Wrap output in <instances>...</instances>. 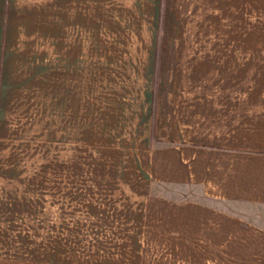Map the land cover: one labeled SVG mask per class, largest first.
<instances>
[{"label":"rangeland","instance_id":"obj_1","mask_svg":"<svg viewBox=\"0 0 264 264\" xmlns=\"http://www.w3.org/2000/svg\"><path fill=\"white\" fill-rule=\"evenodd\" d=\"M5 1L4 19L13 1L26 9L21 22L27 25L11 49L25 71L5 72L19 84L23 99L18 95L12 101H20L0 111V264H264V247L253 246L250 232L230 233L223 247L220 241L206 245L204 233L194 232L197 241L186 243L195 247L153 240L120 256L124 233L88 226L94 217L81 209L93 201L61 199L65 194L56 189L48 196L44 178L49 161L60 171L80 159L77 152L86 177L114 172L115 147L136 122L129 104L140 109L147 83L153 98L157 83H224L226 95L242 86L252 95L253 83H264V0ZM44 10H53V22L47 23ZM19 19L16 13L15 22ZM26 54L43 67L30 82L35 63L22 67ZM51 63L52 107L25 85L48 83ZM3 75L0 67V80ZM56 83H84L83 115L61 102ZM85 186L87 197L92 184ZM237 210L264 226L258 210Z\"/></svg>","mask_w":264,"mask_h":264},{"label":"crops","instance_id":"obj_2","mask_svg":"<svg viewBox=\"0 0 264 264\" xmlns=\"http://www.w3.org/2000/svg\"><path fill=\"white\" fill-rule=\"evenodd\" d=\"M5 2L0 0L2 114L9 104L20 101L12 99L18 95L23 99V92L17 91L21 87L5 72L22 75L25 71L17 67L11 49L27 25L21 22V12L26 9L15 8L13 1L8 2L5 17L10 25L5 23ZM29 7L36 8L33 3ZM16 13L20 18L17 22ZM42 15L47 23L53 22V10ZM61 18L66 20L63 14ZM41 19L33 21L34 25ZM49 30L52 33V25ZM30 58L26 54L21 66ZM31 61L35 66L28 76L29 82L37 76L38 68L43 69L41 65L36 67V58ZM52 68L51 63L48 83H25L37 90L36 99L46 98L41 102H48L51 107ZM67 70L68 66L66 73ZM157 84L154 98L152 83L144 86L140 109L129 104L134 112L130 118L136 122L127 130L124 141L115 147L118 155L110 161L114 172L86 177L84 157L78 152L80 159L65 168L61 166L60 171H53L49 161L44 177L46 194L52 195L56 189L65 194H61V199L92 200V206L77 210L94 217L88 225L93 230L124 233L119 248L125 249L120 256L126 258L127 248L149 247L153 240L168 241L175 247H195L196 243H186L197 241L194 232L204 233L205 241H209L206 245L216 246L220 241L221 247L228 245L230 233L250 232L253 246L264 247V226L246 221L237 210L253 208L264 216V83H253L252 95H246L243 86L235 94L226 95L224 83ZM55 87L59 88L61 102L83 115L84 83H56ZM81 137L79 133L76 136L78 149ZM86 183L92 184L91 198L86 197Z\"/></svg>","mask_w":264,"mask_h":264}]
</instances>
